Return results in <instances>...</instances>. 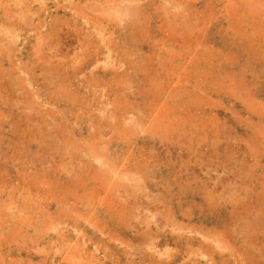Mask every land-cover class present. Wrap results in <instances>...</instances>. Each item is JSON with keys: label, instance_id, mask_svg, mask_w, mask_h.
Segmentation results:
<instances>
[{"label": "rangeland", "instance_id": "374dc122", "mask_svg": "<svg viewBox=\"0 0 264 264\" xmlns=\"http://www.w3.org/2000/svg\"><path fill=\"white\" fill-rule=\"evenodd\" d=\"M263 147L264 0H0V264H264Z\"/></svg>", "mask_w": 264, "mask_h": 264}, {"label": "bare ground", "instance_id": "6f19581e", "mask_svg": "<svg viewBox=\"0 0 264 264\" xmlns=\"http://www.w3.org/2000/svg\"><path fill=\"white\" fill-rule=\"evenodd\" d=\"M213 1H214V0H213ZM207 2H208V1H207ZM209 2H210V1H209ZM209 2H208V3H209ZM222 2H223V1H222ZM210 3H211V2H210ZM96 4H97V3H96ZM204 5H205V4H204ZM211 5H212V3H211ZM110 6H111V5H110ZM220 6H221V5H220ZM208 7H210V6L208 5ZM210 8H211V7H210ZM220 8H221V7H220ZM246 8H247V7H246ZM214 11H215V10H214ZM154 26H155V25H154ZM144 28H145V27H144ZM5 30H6V29H5ZM149 31H150V30H149ZM9 32H10V31H9ZM143 32H144V31H143ZM151 33H152V32H151ZM157 33H158V32H157ZM147 36H148V35H147ZM158 38H159V37H158ZM219 38H220V37H219ZM161 39H163V38H161ZM156 43H157V42H156ZM159 44H161V41H160ZM149 45H150V44H149ZM149 45H148V46H149ZM148 46H147V47H148ZM158 46H160V45H158ZM152 47H153V46H152ZM152 47H150V48L152 49ZM79 48H80V47H79ZM209 52H210V51H209ZM183 54H184V53H183ZM170 55H171V54H170ZM170 55H169V57H170ZM176 56H178V55H176ZM179 56H180V55H179ZM202 56H203V55H202ZM173 57H174V55H173ZM181 57H182V54H181ZM205 57H206V56H205ZM206 58H207V57H206ZM165 59H166V58H165ZM185 59H186V58H185ZM190 59H191V58H190ZM201 59H202V57H201ZM163 60H164V58H163ZM175 60H176V59H175ZM175 60H174V61H175ZM209 60H210V59H209ZM189 61H190V60H189ZM206 61H207V59H206ZM159 62H160V61H159ZM185 62H186V61H185ZM190 62H191V61H190ZM204 62H205V61H204ZM208 62H209V61H208ZM186 63H187V62H186ZM167 64H168V63H166L165 67L167 66ZM211 64H212V63H211ZM171 65H172V64H171ZM171 65H169V66H171ZM207 66H208V65H207ZM177 67H178V66H177ZM166 68H167V67H166ZM166 68H164V69H166ZM180 68H182V67H180ZM169 69H170V67H169ZM208 69H209V68H208ZM178 70H179V69H177V71H178ZM171 71H172V70H171ZM184 71H185V70H184ZM186 71H187V70H186ZM164 73H165V72H164ZM189 73H190V72H189ZM185 75H186V74H185ZM176 76H177V75H176ZM176 76H175V77H176ZM180 76H183V75H180ZM194 76H195V75H194ZM187 77H188V76H187ZM184 78H185V77H184ZM184 78H183V79H184ZM195 78H196V77H195ZM186 79H187V78H186ZM179 80H180V79H179ZM183 81H184V80H183ZM178 83H179V82H178ZM183 83H184V82H183ZM186 86H187V85H186ZM187 87H189V86H187ZM187 87H186V88H187ZM190 87H191V85H190ZM177 88H178V87H177ZM185 91H186V90H185ZM172 92H173V91H172ZM188 94H189V93H188ZM173 114H174V113H173ZM182 115H183V114H182ZM167 117H169V115H168ZM178 117H179V116H178ZM180 117H181V116H180ZM185 117H186V115H185ZM177 120H178V119H177ZM180 120H181V119H180ZM171 121H172V120H171ZM166 122H167V118H166ZM149 123H150V122H149ZM169 124H170V123H169ZM151 132H152V131H151ZM203 140H204V139H203ZM196 141H197V140H196ZM263 148H264V147H263ZM97 155H98V154H97ZM257 155H258V154H257ZM103 156H104V154H103ZM98 161H100V160H98ZM123 165H124V164H123ZM119 166H120V165H119ZM119 166H118V167H119ZM125 166H126V165H125ZM132 166H133V165H132ZM161 166H162V165H161ZM163 166H164V164H163ZM121 167H122V166H121ZM123 167H124V166H123ZM123 167H122V168H123ZM114 168H115V167H114ZM261 169H262V168H261ZM120 170H121V169H120ZM122 170H123V169H122ZM134 171H135V170H134ZM263 171H264V170H263ZM130 172H132V171H130ZM135 172H136V171H135ZM255 173H257V172H255ZM110 174H111V173H110ZM139 174H140V173H139ZM257 174H258V173H257ZM261 174H262V173H261ZM120 175H121V174H120ZM198 176H199V175H198ZM136 177H137V176H136ZM152 177H154V176L152 175ZM131 178H132V177H131ZM110 179H111V178H110ZM81 181H82V180H81ZM100 182H101V181H100ZM116 182H118V181H116ZM78 183H79V182H78ZM78 183H76V184H78ZM84 183H85V182H84ZM82 184H83V183H82ZM82 184H81V186H83ZM116 184H117V183H116ZM87 185H88V184H87ZM262 185H263V184H262ZM84 186H85V185H84ZM84 186H83V187H84ZM93 186H94V185H93ZM258 186H259V185H258ZM72 187H73V186H72ZM123 187H124V186H123ZM260 187H261V186H260ZM254 188H255V187H254ZM78 189H79V188H78ZM81 189H82V188H81ZM84 189H85V188H84ZM91 189H92V188H91ZM128 189H129V188H128ZM204 189H205V188H204ZM258 189H259V188H258ZM263 189H264V188H263ZM74 190L76 191V189H74ZM87 190H88V189H87ZM106 190H107V188H106ZM125 190H126V189H125ZM261 190H262V189H261ZM261 190H260V191H261ZM77 191H78V190H77ZM77 191H76V192H77ZM88 191H89V190H88ZM90 191H91V190H90ZM104 191H105V190H104ZM117 191H118V189H117ZM256 191H257V190H256ZM105 192H106V191H105ZM115 192H116V191H115ZM119 192H120V191H119ZM253 192H254V190H253ZM262 192H263V191H262ZM77 193H78V192H77ZM79 193H80V192H79ZM88 193H89V192H88ZM98 193H99V192H98ZM100 193H101V192H100ZM257 193H258V192H257ZM260 193H261V192H260ZM95 194H96V193H95ZM254 194H255V193H254ZM87 195L89 196V194H87ZM256 195H257V194H256ZM260 195H261V194H260ZM91 196H92V195H91ZM97 196H98V195H97ZM106 196H107V195H106ZM253 196H254V195H253ZM77 197H78V195H77ZM84 197H85V195H84ZM104 197H105V196H104ZM104 197H103V198H104ZM74 198H76V197H74ZM149 198H150V197H149ZM83 199H84V198H83ZM94 199H95V198H94ZM94 199H93V200H94ZM101 199H102V198H101ZM105 199H107V197H106ZM260 199H261V198H260ZM102 200H103V199H102ZM108 200H109V199H108ZM84 201H85V200H84ZM96 201H97V200H96ZM99 201H101V200H99ZM99 201H98V202H99ZM2 204H3V202H2ZM2 204H1V205H2ZM48 204H49V203H48ZM96 204H97V203H96ZM111 204H112V203H111ZM102 205H103V204H102ZM128 205H129V204H128ZM1 207H2V206H1ZM154 209H156V207H155ZM200 209H201V208H200ZM4 210H5V209H4ZM154 211L156 212L157 210H154ZM161 212H162V210H161ZM0 213H1V212H0ZM159 213H160V212H159ZM207 214H209V212H208ZM262 214H263V213H262ZM2 215H3V214H2ZM152 215H153V214H152ZM202 215H203V214H202ZM0 216H1V215H0ZM219 216H220V215H219ZM211 217H212V216H211ZM4 218H5V217H4ZM4 218H3V219H4ZM207 218H208V217H207ZM258 218H259V217H258ZM86 219H88V218H86ZM99 219H100V218H99ZM165 219H166V218H165ZM213 219H214V218H213ZM260 219H261V218H260ZM13 220H14V219H13ZM17 220H18V219H17ZM20 220H21V219H20ZM20 220H19V221H20ZM26 220H27V218H26ZM91 220H92V219H91ZM154 220H156V219H154ZM202 220H203V218H202ZM204 220L206 221V219H204ZM208 220H209V219H208ZM208 220H207V221H208ZM258 220H259V219H258ZM4 221H5V220H4ZM30 221H32V220H30ZM220 221H221V220H220ZM97 222H98V221H97ZM99 222H100V221H99ZM209 222H210V221H209ZM212 222H213V221H212ZM14 223H15V221H14ZM19 223H20V222H19ZM159 223H160V222H159ZM256 223H257V222H256ZM5 224H6V223H5ZM21 224H23V223H21ZM21 224H20V225H21ZM98 224H99V223H98ZM101 224H102V223H101ZM210 224H212V223L210 222ZM253 224H254V223H253ZM25 225H26V224H25ZM157 225H158V224H157ZM205 225H206V224H205ZM213 225H214V224H213ZM213 225H212V227H215V226H213ZM262 225H263V224H262ZM14 226H15V225H14ZM91 226H92V225H91ZM191 226H192V225H191ZM253 226H254V225H253ZM0 227H1V226H0ZM3 227H4V226H3ZM3 227H2V228H3ZM24 227H25V226H24ZM102 227H103V226H102ZM148 227H149V226H148ZM170 227H171V226H170ZM210 227H211V226H210ZM258 227H259V226H258ZM17 228H18V227H17ZM20 228H21V227H20ZM30 228H31V227H30ZM34 228H35V227H34ZM179 228H180V227H179ZM15 229H16V228H15ZM40 230H41V229H40ZM254 230H255V229H253V227H252V231H254ZM11 231H12V230H11ZM21 231H22V229H21ZM28 231H29V230H28ZM19 232H20V230H19ZM41 232H42V231H41ZM154 232H155V231H154ZM201 232H202V231H201ZM255 232H256V231H255ZM9 233H10V232H9ZM13 233H14V232H13ZM16 233H18V231H17ZM29 233H30V232H29ZM155 233H156V232H155ZM0 234H1V233H0ZM202 234H203V233H202ZM248 234H249V233H248ZM251 234H252V233H251ZM251 234H250V235H251ZM36 235H37V234H36ZM205 235H206V234H205ZM254 235H255V234H254ZM260 235H261V234H260ZM1 236H2V235H1ZM82 236H83V234H82ZM246 236H247V235H246ZM246 236H245V237H246ZM10 237H11V236H10ZM10 237H9V239H10ZM12 237L14 238V235H13ZM162 237H163V236H162ZM248 237H249V236H248ZM0 238H1V237H0ZM2 238H3V237H2ZM4 238H5V237H4ZM61 238H62V236H61ZM151 238H152V237H151ZM151 238H150V239H151ZM34 239H35V238H34ZM245 239H248V238H245ZM0 240H1V239H0ZM5 240H6V238H5ZM5 240H4V241H5ZM87 240H88V239H87ZM146 240H147V238H146ZM4 241H3V242H4ZM148 241H149V240H148ZM150 241H151V240H150ZM154 241H155V240H154ZM247 241L251 243V241H249V240H247ZM255 241H256V240H255ZM7 242H8V240H7ZM144 242H147V241H144ZM169 242H170V241H169ZM214 242H215V241H214ZM5 243H6V242H5ZM5 243H3V245H4ZM151 243H152V241H151ZM68 244H69V242H68ZM148 244H149V242H148ZM153 244H155V243H153ZM172 244H173V243H172ZM257 244H258V243H257ZM177 245H178V244H177ZM260 245H261V243H260ZM53 246H54V245H53ZM56 246H57V245H56ZM56 246H55V247H56ZM149 246H150V244H149ZM155 246H156V245H155ZM155 246L153 245V248H154ZM253 246H254V244H253ZM163 247H164V246H163ZM175 247H176V246H175ZM202 247H203V246H202ZM205 247H206V246H205ZM10 248H11V247H10ZM65 248H67V247H65ZM170 248H171V246H170ZM220 248H221V247H220ZM252 248H253V247H252ZM259 248H260V247H259ZM259 248H258V249H259ZM166 249H167V248H166ZM205 249H206V248H205ZM77 250H78V249H77ZM162 250H163V249H162ZM175 250H176V249H175ZM203 250H204V248H203ZM59 251H60V250H59ZM85 251H86V250H85ZM166 251H167V250H166ZM166 251H165V252H166ZM170 251H171V249H170ZM259 251H260V250H259ZM0 252H1V250H0ZM257 252H258V251H257ZM76 253H77V252H76ZM159 253H160V252H159ZM161 254H162V253H161ZM161 254H159V255H161ZM246 254H247V252H246ZM166 255H167V252H166ZM87 256H88V255H87ZM238 256H239V255H238ZM245 256H246V255H245ZM245 256H244V257H245ZM96 258H97V257H96ZM257 258H258V257H257ZM100 261H101V260H100ZM249 261H250V260H249ZM4 262H5V261H4ZM96 262H97V261H96ZM246 262H247V261H246ZM99 263H100V262H99ZM247 263H248V262H247ZM250 263H251V262H250Z\"/></svg>", "mask_w": 264, "mask_h": 264}]
</instances>
